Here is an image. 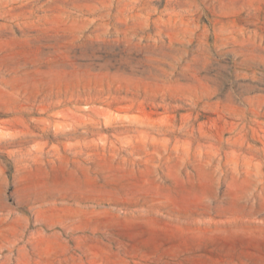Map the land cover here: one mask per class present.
<instances>
[{
	"label": "rangeland",
	"instance_id": "1",
	"mask_svg": "<svg viewBox=\"0 0 264 264\" xmlns=\"http://www.w3.org/2000/svg\"><path fill=\"white\" fill-rule=\"evenodd\" d=\"M0 264H264V0H0Z\"/></svg>",
	"mask_w": 264,
	"mask_h": 264
}]
</instances>
